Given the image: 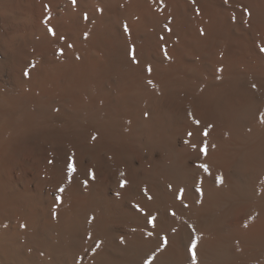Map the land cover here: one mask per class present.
<instances>
[{
  "label": "bare ground",
  "instance_id": "bare-ground-1",
  "mask_svg": "<svg viewBox=\"0 0 264 264\" xmlns=\"http://www.w3.org/2000/svg\"><path fill=\"white\" fill-rule=\"evenodd\" d=\"M262 46L264 0H0V264H264Z\"/></svg>",
  "mask_w": 264,
  "mask_h": 264
},
{
  "label": "snow or ice",
  "instance_id": "snow-or-ice-1",
  "mask_svg": "<svg viewBox=\"0 0 264 264\" xmlns=\"http://www.w3.org/2000/svg\"><path fill=\"white\" fill-rule=\"evenodd\" d=\"M227 2H228V0H225V3H227ZM73 3L75 4V3H76V0H73ZM98 11H102V9H98ZM245 11L247 12V10H245ZM249 14H250V13H249ZM86 18H87V16H85V19H86ZM48 31H49L50 33H52V34H55L52 28H49ZM125 31H128L127 26H125ZM201 34H203V32H201ZM85 36H87V34H85ZM70 46H71V45H70ZM260 51H261L262 53H264V46H262V47L260 48ZM133 57H134V53H133ZM133 62H136L134 58H133ZM147 70H148L149 72H151V68H150V67H149ZM218 71H219V69H218ZM148 83H149V84H152V81L149 80ZM189 115H191V114H189ZM262 122H264V121H262ZM195 123L198 125V124H199V121H195ZM207 134H208V133H207V130H205L204 135H207ZM191 135H192V133H189V136H191ZM93 139H95V136L93 137ZM200 151L206 154V151H207L206 146H205V147H201ZM199 167H200V168H203V169L205 170V172L208 171V168H207L206 165L201 164V165H199ZM72 170H73L72 165H69V171H72ZM123 175H124V173L121 172V176H123ZM90 177L93 178V179L95 178L94 175L91 173V170H90ZM216 181H217L218 184H221V183H223V178H222L221 176H218V177L216 178ZM85 183H86V182H85ZM127 183H128V182H127L126 180H121V181H120V187H121V188L125 187ZM60 191H63V189H60ZM197 191L199 192V191H201V190H200L199 188H197ZM149 199H151L150 196H149ZM57 200L59 201L60 198L57 197ZM136 208H137V211H141V212L143 211L142 209L139 208L138 205L136 206ZM53 215H55V213H54ZM173 215H174V213H173ZM155 220H156L155 217H151V216H149V218H148V223L151 224V225H153V227H155ZM20 227H21V228H24L25 225L21 224ZM149 235H152V233L150 232ZM166 244H167V239L165 238V239L163 240V244H162V246H166ZM188 251H189V253L191 254V257H192V264H197V255H196V245H195V243H193V244H191V245L189 246ZM151 261H152V258L150 257L149 259H147V260L145 261V264H151Z\"/></svg>",
  "mask_w": 264,
  "mask_h": 264
}]
</instances>
